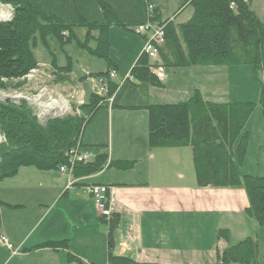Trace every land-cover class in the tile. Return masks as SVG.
I'll list each match as a JSON object with an SVG mask.
<instances>
[{
	"label": "crops",
	"instance_id": "0c3cea01",
	"mask_svg": "<svg viewBox=\"0 0 264 264\" xmlns=\"http://www.w3.org/2000/svg\"><path fill=\"white\" fill-rule=\"evenodd\" d=\"M138 1L144 10L145 4L153 5L158 16L156 22L169 19L180 24L192 15L190 6L180 9L181 0ZM164 2L173 3L174 7L168 9ZM145 14L148 20L147 11ZM140 19L135 25L144 23ZM135 25L130 23L123 31L133 34ZM130 37L133 40L124 58L115 60L108 51L116 66L114 79L126 78L141 54L143 36L128 34L124 38L130 40ZM40 62L55 74L49 62ZM153 62L159 64V59ZM241 67L168 68L170 72L157 67L155 72L158 78H163L164 87L130 82L129 86L122 85L111 104L93 115L81 141L86 145H107L110 159L134 160L129 170L104 167L68 187L67 176L57 169L21 167L15 176L0 180V201L6 204L0 205V234L16 250L12 253L0 245V264H76L68 260L69 254L84 263L109 264V253L125 256L137 264L211 263L222 249L235 244L232 237L236 242L253 238L257 242L256 264H264V227L245 213L249 202L244 188L198 187L189 146H148V116L142 108L148 104L185 101L194 90L210 101L203 93L206 86H199L198 80L213 89V76L220 68L229 73ZM105 71L107 64L104 71H90L82 77L93 78L90 74ZM189 75L196 85L182 79ZM81 78L77 79L78 85L83 82ZM94 78L97 86L98 78ZM96 90L93 88L88 97ZM73 93L70 94L73 97L78 94ZM77 101L81 102V97ZM245 130L249 140L240 172L264 175V120L259 119L252 127L245 126ZM247 155L255 161L250 163ZM89 184L107 185L113 191L115 203L111 217H117L118 224L111 237L105 221L109 219L99 214L87 194ZM218 229L228 230L227 240L216 237ZM59 240L67 241L66 249L37 247L46 241Z\"/></svg>",
	"mask_w": 264,
	"mask_h": 264
},
{
	"label": "trees",
	"instance_id": "16d2710c",
	"mask_svg": "<svg viewBox=\"0 0 264 264\" xmlns=\"http://www.w3.org/2000/svg\"><path fill=\"white\" fill-rule=\"evenodd\" d=\"M0 4L12 8L11 17L0 22V90L18 86L17 79L38 67L39 61L33 53L37 44L51 54L50 64L55 74L71 71L69 64L62 67L56 64L50 39L60 48L73 41L78 48L107 64V71L90 74L105 78L104 91L90 93L77 109L62 117L41 122L35 109L25 100L0 99V133L5 140L0 142V180L15 176L21 167L56 170L62 164L68 165L70 152L74 150L86 156L72 168L76 183L104 167L131 169L134 160L110 159L107 145H86L81 141L82 132L93 115L107 107L109 99L119 89V84L107 76L116 68L108 55V30L112 25L123 29L128 26L121 23L115 11L104 2L101 4L103 21L78 16L76 23L65 22L62 17L46 11L39 0H0ZM184 6L192 8V15L180 24L169 19L156 22L155 11L148 17L163 28V41L157 54L159 64L152 63L141 53L125 81L164 87L155 72L157 67L248 66L254 74L262 71L264 76V21L251 8L250 0H181L180 9ZM75 28L85 29L83 39L77 36ZM259 87L258 103L264 115V77ZM256 104L251 101H206L198 90H194L185 101L148 104L142 108L147 111L150 148L189 146L197 186L244 188L249 202L245 213L264 227V175L240 172L249 140L245 125ZM0 205L6 204L0 201ZM108 219L105 221L111 237L118 220L111 216ZM216 237L227 240L228 230L218 229ZM37 247L66 249L67 241H46ZM256 259L257 242L247 237L222 249L216 261L201 264H256ZM68 260L76 264H93L84 263L72 254ZM108 263L137 264L112 253H109Z\"/></svg>",
	"mask_w": 264,
	"mask_h": 264
},
{
	"label": "rangeland",
	"instance_id": "374dc122",
	"mask_svg": "<svg viewBox=\"0 0 264 264\" xmlns=\"http://www.w3.org/2000/svg\"><path fill=\"white\" fill-rule=\"evenodd\" d=\"M101 1L114 9L118 20L121 23H125L128 28L130 27V23H133V25L137 24L136 21H140V17H142L144 23L147 21L143 4H140L138 0H39V3L43 9L62 17L65 22L76 23L78 21V16H81L90 21H103L104 12L101 6L103 2L101 3ZM250 1L251 8L255 11L257 16L262 21H264V0ZM173 5V3L164 2V6L168 9H172L174 7ZM10 8L11 7L9 5L0 4V9H2L4 12L8 11L12 14V8ZM123 30V28H119L114 25H112L108 30L110 43L109 55H111V57L115 60H119L125 57L127 46L130 45L131 40H133V38L131 37L130 40L124 37L128 34L137 35L135 33L132 34ZM75 32L80 39L84 38L85 29L75 28ZM142 41L143 42L141 47L143 48L144 39H142ZM49 45L50 49L55 54L56 64L62 67L67 66L70 62L71 72H65L61 75H58L54 74L52 70L46 65L39 64L36 69L30 70L24 77L16 80V83H19L18 86L0 90V94H2L3 97L6 95L14 97L25 96L31 100L35 97L37 99L38 97L37 100L40 103H48L50 99L59 102L64 100L66 101L68 106V109L66 107V112L67 114H71L72 111L77 109V106L80 103V101L76 102L79 97H81V101L85 102L88 99L89 92L93 88L94 90L99 89L98 79L96 86V79L94 77L87 79L86 76H84L85 78H83L82 76L90 71H104L106 68V64L103 59L93 57L86 53L84 50L78 48L76 43L73 41L63 48H60L59 44L55 40L50 39ZM33 53L39 62L43 61L44 63H50L51 54H49L47 50L40 44H37V46L33 49ZM150 61L154 63L153 59H151ZM170 70L171 69L166 68L165 71L170 72ZM179 70L182 69L179 68ZM180 72L181 71H178L179 75ZM229 73L226 69L220 68L219 72L214 74L213 76L215 78L213 82V89L210 85L208 86L206 82H203V80H198V85L202 87L206 86V88H203V93L206 97H209L208 99H211L210 101H251L257 103L256 108L254 109L252 115L246 122L247 124L245 125L246 127H252L254 123L259 119L264 120L262 108L258 103L260 98L259 82L263 80V73L262 71H257L254 74L248 66H242L240 69H232ZM61 76L63 77L61 78ZM191 77L192 76L189 75L188 77H184L182 79L185 80V83L192 82V85H196L194 84L196 83V80H190ZM200 77L195 78L200 79ZM79 78L83 80L80 85L77 84V79ZM114 80L119 84V88H121L124 84V86H129V82L125 81V76H119L118 79ZM3 81L7 83V81ZM166 86H168V83L166 84ZM73 91H75L76 94L78 92L79 95L77 94L74 97L71 96L72 94H74ZM34 103L37 104V102ZM39 109L42 112V115L45 114V112L38 106L35 110ZM59 110L60 108H54L49 110L48 112L54 111L55 113H57ZM0 136H2L1 133ZM248 154L251 155L252 151ZM249 155H247V160L249 157V162L252 163L253 160L255 161V159H253ZM235 239V237H232L233 243H236L237 240Z\"/></svg>",
	"mask_w": 264,
	"mask_h": 264
},
{
	"label": "built area",
	"instance_id": "2783aa9c",
	"mask_svg": "<svg viewBox=\"0 0 264 264\" xmlns=\"http://www.w3.org/2000/svg\"><path fill=\"white\" fill-rule=\"evenodd\" d=\"M146 11L148 14V17L153 14L154 7L153 5L146 4ZM11 9V8H10ZM8 14L7 19L11 17V13L6 12ZM10 16V17H9ZM150 18L143 23L136 26L134 29L136 34L142 35L144 37V46L141 50V53H144L147 55L148 58L154 59L157 57L158 54V47L163 41V28L161 25L150 21ZM116 75L115 70H110L108 73V78L113 79ZM160 80L163 78H159ZM98 91H104L105 88V78H98ZM112 98L109 99V103L111 104ZM42 112L39 111L38 115L42 116ZM4 137L0 136V142H3ZM75 151V152H74ZM71 151L69 158H68V165L62 164L58 167V171L60 173H63L67 176V187L76 183V180L72 176V168L76 162H81L85 160L86 156L83 154H78L76 150ZM87 194L91 197L94 206L98 210L99 214L104 218H110L113 212V206L115 203L114 197H113V191L111 188H109L106 185L102 184H90L86 186ZM0 245L4 246L8 250H10L12 253H16V250L13 248V246L10 244L8 239L0 234Z\"/></svg>",
	"mask_w": 264,
	"mask_h": 264
},
{
	"label": "water",
	"instance_id": "95a60500",
	"mask_svg": "<svg viewBox=\"0 0 264 264\" xmlns=\"http://www.w3.org/2000/svg\"><path fill=\"white\" fill-rule=\"evenodd\" d=\"M6 20H8V19L2 18V19H0V22L6 21ZM0 99H2L4 101L9 100V101H13V102L16 100H25L29 104L30 107H32L33 109L37 108V105L31 99H29L25 96L24 97H16V96L14 97V96L6 95L5 97H1V95H0ZM39 111H40V109L36 110V115L41 122H46L48 119H54L56 117H62V116H65L67 114L66 111L63 113L62 112L61 113H55L54 111H50L48 113L43 114L42 116H39L38 115Z\"/></svg>",
	"mask_w": 264,
	"mask_h": 264
},
{
	"label": "bare ground",
	"instance_id": "6f19581e",
	"mask_svg": "<svg viewBox=\"0 0 264 264\" xmlns=\"http://www.w3.org/2000/svg\"><path fill=\"white\" fill-rule=\"evenodd\" d=\"M5 16H7L6 12H4L2 9H0V18H3ZM37 99H38V97H37ZM37 99L35 97L34 99H32V101L34 100L33 102H37L38 105L36 103L35 104L38 107H40L41 110H43L45 113L48 112L51 109H54V108H60V110L57 113H61V112L63 113V112H65L68 109L67 103L64 100L59 102V101L50 99L48 103H40V102H38ZM66 107H67V109H66Z\"/></svg>",
	"mask_w": 264,
	"mask_h": 264
}]
</instances>
